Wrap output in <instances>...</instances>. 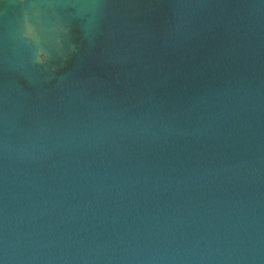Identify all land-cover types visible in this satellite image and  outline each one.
<instances>
[{
  "label": "water",
  "instance_id": "95a60500",
  "mask_svg": "<svg viewBox=\"0 0 264 264\" xmlns=\"http://www.w3.org/2000/svg\"><path fill=\"white\" fill-rule=\"evenodd\" d=\"M0 264H264V0H0Z\"/></svg>",
  "mask_w": 264,
  "mask_h": 264
},
{
  "label": "clouds",
  "instance_id": "9594fccd",
  "mask_svg": "<svg viewBox=\"0 0 264 264\" xmlns=\"http://www.w3.org/2000/svg\"><path fill=\"white\" fill-rule=\"evenodd\" d=\"M25 28L27 29L26 32H30L31 31V28L27 24H25ZM37 63H43V61H37Z\"/></svg>",
  "mask_w": 264,
  "mask_h": 264
}]
</instances>
